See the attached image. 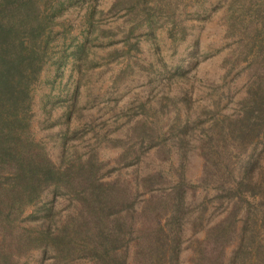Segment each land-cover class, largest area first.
Here are the masks:
<instances>
[{"label":"trees","instance_id":"16d2710c","mask_svg":"<svg viewBox=\"0 0 264 264\" xmlns=\"http://www.w3.org/2000/svg\"><path fill=\"white\" fill-rule=\"evenodd\" d=\"M219 9L217 77L164 59ZM262 228L264 0H0V264H264Z\"/></svg>","mask_w":264,"mask_h":264},{"label":"rangeland","instance_id":"374dc122","mask_svg":"<svg viewBox=\"0 0 264 264\" xmlns=\"http://www.w3.org/2000/svg\"><path fill=\"white\" fill-rule=\"evenodd\" d=\"M103 2L104 5H107L109 0H101ZM186 15L188 17V19H190L191 17V8L190 6L187 8V10L185 11ZM220 13V9L219 10H215L212 14V18L210 21L205 22L204 24L200 23V22H196L193 26V29H187V35H186V40L183 41L177 48L176 51L174 53H171V50L167 48V42H165L163 39V34L162 32H160L159 34H157V41L159 43V50L160 53L163 54V56L165 57L164 59L168 62H170L171 64H176V63H186V60L188 59V52L191 50L190 45L193 42V40L195 39V36L198 38L199 43H200V48L205 51L207 53V57L206 58H202L200 57V62L197 65V70L195 73V79H199L200 77H210V78H215L217 77V75L221 72V70L218 68V64L220 61V58L223 56L224 51L225 50H219V51H214L216 46H213L214 44L208 45V43L211 41H215V39H217L218 37H216V34L218 33V28L219 26L216 24V19L218 14ZM192 19H190L187 23H189ZM187 27V26H186ZM220 46V45H218ZM194 72V71H191ZM67 76V72L66 70L63 71V75L56 77V80L54 83V86L56 87V84L58 83V81H64L66 79ZM231 76V75H230ZM241 77V74L237 75L232 83H231V87L234 91L235 94H239V91L237 90L239 88L240 85V80L239 78ZM228 79V77H227ZM140 84V81L137 82H133L131 83V85L129 87L123 88L120 90V92L118 94H113L111 95L109 101H107V105H114L116 104V106H124V104L126 105V103L129 101L132 93L135 90L138 89H142V87H138L137 85ZM134 86V87H133ZM48 88V86H47ZM43 90H45V87L42 86L41 88H37V95H39L40 92H42ZM55 91V90H54ZM35 96V99L38 98V96ZM106 97V96H104ZM101 97L98 99L97 104L93 105L92 108L97 110L100 109V112H102L105 107L102 106V100H104L105 98ZM114 97L115 98V102H114ZM54 105H53V115H56L58 111V107L57 104L59 103L57 101V98H52L51 100ZM204 100L201 99L200 102H203ZM53 130V129H52ZM153 150H150L147 154L144 155V160L145 162H150V161H154V156H152ZM115 154V150L114 149H101L98 152V156L100 159L102 160H107L109 158H111L113 155ZM113 162L110 161L109 164H107L106 167H104V169L102 170L103 172H107L109 173V175H107V177H115V171L114 169H112V164ZM150 164V163H149ZM198 169H199V162L198 159L196 157H191L190 159V167H189V174L191 175V177L197 175L198 173ZM128 169H120V174H122L123 172L127 171ZM128 172V171H127ZM129 174V172H128ZM201 195V193L198 194V197ZM145 194L139 195V197L137 198L138 200H141L145 197ZM63 205H65V203H63ZM261 232H264V228H262L260 230ZM187 243V241L184 243V245ZM189 249L187 247H185L180 254V259L182 262H185L186 260V256L188 255ZM39 257V253L37 251H35L29 258L26 259V263L25 264H37L36 263V259Z\"/></svg>","mask_w":264,"mask_h":264}]
</instances>
